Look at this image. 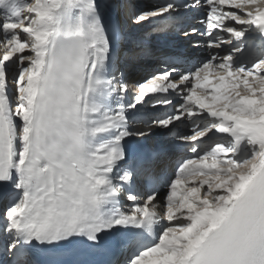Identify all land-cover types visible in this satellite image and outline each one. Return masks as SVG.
<instances>
[{"label": "snow or ice", "instance_id": "1", "mask_svg": "<svg viewBox=\"0 0 264 264\" xmlns=\"http://www.w3.org/2000/svg\"><path fill=\"white\" fill-rule=\"evenodd\" d=\"M0 9V264H264V0ZM201 10L182 34L206 58L177 47L130 84L128 29Z\"/></svg>", "mask_w": 264, "mask_h": 264}, {"label": "bare ground", "instance_id": "2", "mask_svg": "<svg viewBox=\"0 0 264 264\" xmlns=\"http://www.w3.org/2000/svg\"><path fill=\"white\" fill-rule=\"evenodd\" d=\"M133 1H136V0H132V3H133ZM143 1L148 2L150 4V6H154V5H157V4H160L163 2V0H141V2H143ZM28 2H33V0H28ZM141 2H139V3H141ZM222 7L225 10H227L230 6L224 5ZM2 13H3V10L0 9V15H2ZM203 15H204V10H201L200 12L195 14L197 19L188 18L187 21L182 24V26L184 28L185 27L190 28L193 24H195L197 27L203 28V26H201L198 23V19L200 17H202ZM135 30H137V31L140 30L141 32H143V34L140 35L139 38H142V37L145 38L144 36H146L149 38L148 42L146 43V42L142 41L141 43H136L134 41V39H132L133 37L131 36V34H133V31H135ZM135 30H132L131 28H129L128 29L129 37L127 40H125L121 44V55L127 57L129 60L127 76H128V81L130 84L135 85L137 83L143 82L145 79L149 78V76L152 74L153 70L156 67H158V65H159V64L155 65V63L153 62V59L149 58V59L145 60L146 61L145 66L138 67V66H136V64H137L136 62H138L137 61L138 57H136V56L138 54H141L142 52H145V51H147V52L153 51L155 53V56L157 57V56L162 54L161 44L168 43L169 40H171V39H174V38L182 39L181 44L188 46L186 48V50L190 54H193L196 57H199L201 60L206 58V56H207V51L205 49H203V48L193 49L192 48L191 43L183 36L182 29L181 30L170 29L167 32H161L159 24H150V25H146L144 28H138ZM148 35H150V36H148ZM134 36H135V34H134ZM199 39L201 40V43H203L204 38H199ZM150 43H158L159 47L157 46L156 48H158L159 50L154 51L152 46L149 45ZM226 53H227V50H224V51H222L221 54H226ZM132 94L133 93H131V92L129 93V95L127 96L126 102H131V99L129 98V96L130 97L133 96ZM162 111H163V109H153L151 106H147L144 109L145 114L150 115V116L156 115L158 112H162ZM138 126H142V125H138ZM148 138L150 139V141H152V142L155 141L156 143H159L162 139L159 135H154V136H151ZM163 139H165V138H163ZM167 139H169V138H167ZM182 148H186V147L181 146L180 143L177 142L176 144L171 145L167 149V152L165 154V163H166L168 168L172 165V160L176 159V157L179 155V151L181 152Z\"/></svg>", "mask_w": 264, "mask_h": 264}, {"label": "rangeland", "instance_id": "3", "mask_svg": "<svg viewBox=\"0 0 264 264\" xmlns=\"http://www.w3.org/2000/svg\"><path fill=\"white\" fill-rule=\"evenodd\" d=\"M137 2V3H136ZM139 2H141V0H136V1H133V4H135V5H137L138 6V8H140V9H148V8H150V7H152V6H150V4L148 3V2H145V1H143V2H141V3H139ZM140 4V5H139ZM136 31V32H135ZM135 31H133V34H131V36L133 37L134 36V34H135V36L132 38V39H134V41L136 42V43H141L142 41L143 42H147L148 40H149V38L148 37H146L145 39L142 37V38H139L140 37V35H142L143 34V32H137V30H135ZM135 32V33H134ZM148 36H150V35H148ZM139 38V39H138ZM137 39V40H136ZM139 59H137V61H138ZM140 62L138 61V63L137 64H139ZM141 64V63H140ZM137 66V65H136ZM159 66V65H158ZM134 73V72H133Z\"/></svg>", "mask_w": 264, "mask_h": 264}]
</instances>
